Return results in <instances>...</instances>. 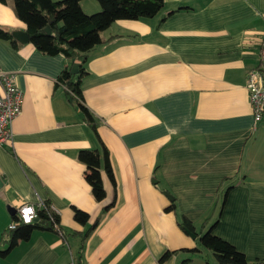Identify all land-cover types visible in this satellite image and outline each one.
I'll return each instance as SVG.
<instances>
[{"label":"crops","instance_id":"crops-1","mask_svg":"<svg viewBox=\"0 0 264 264\" xmlns=\"http://www.w3.org/2000/svg\"><path fill=\"white\" fill-rule=\"evenodd\" d=\"M164 1L153 18L116 21L90 53L81 90L116 179L103 171L100 203L78 160L100 143L58 83L68 60L0 39V69L15 74L23 93L13 141L0 146V241L24 203L49 201L67 233L34 230L0 264H69L82 245V264H181L183 252L160 263L167 251L197 246L178 212L208 228L232 184L214 233L250 262L264 259V119L254 122L246 88L259 65L264 0ZM85 4L86 13L100 11ZM0 27L26 30L13 0L0 2ZM164 190L177 213L165 211ZM74 208L90 215L88 225L74 220ZM203 256L217 264L207 251L189 264H206Z\"/></svg>","mask_w":264,"mask_h":264},{"label":"trees","instance_id":"trees-1","mask_svg":"<svg viewBox=\"0 0 264 264\" xmlns=\"http://www.w3.org/2000/svg\"><path fill=\"white\" fill-rule=\"evenodd\" d=\"M100 11L95 14L86 13L81 5L82 0H13V8L18 19L26 25V30L32 43L38 50L47 55L62 54L69 64L65 67L58 78V83L65 88L66 97L71 104H74L83 114L85 120L95 131L100 149H84L78 153V160L86 166L85 180L91 188V193L97 202H103L106 197V189L103 181V171L116 185L110 160V153L104 142L101 140L97 130L98 124L95 115L85 104L81 90L83 78L88 74L87 63L90 53L95 47L103 44L106 40L102 37V32L110 28L118 20H140L143 18H153L165 7L164 0H97ZM6 3L7 0H0ZM50 27L52 32L47 34L45 28ZM116 36L111 37L115 38ZM0 39L10 42L13 46H18L12 32L0 27ZM108 39V41L110 40ZM78 63V72L73 74L71 69ZM235 184L229 185L222 193V200L217 218L206 228L205 221L200 228L184 214L177 211L176 199H170L171 204L165 209L166 212H178V225L188 235L196 236L197 246L192 249H181L167 251L160 259L164 263L173 255L183 252L187 256L181 264H189L193 257L202 254L204 251L211 252L217 264H264V259H257L250 262L246 255L239 251L233 244L222 239L214 233V229L223 211L230 191ZM168 191L164 190V193ZM170 194V193H169ZM171 195V194H170ZM44 206H37V218L31 224L20 223L15 229H7L0 241V256L6 257L20 241L29 240L34 230H52L59 225L63 238H67L60 225L59 214L50 209L49 201H43ZM115 205V200L103 207L102 214L108 212ZM74 220L83 225H88L90 215L80 209H73ZM13 220H18L14 215ZM101 220V216L88 227L86 232L81 234L83 242L92 234ZM80 234V233H74ZM5 247V249H1ZM84 245L78 252L76 264H82L84 256ZM205 263L210 264L208 258Z\"/></svg>","mask_w":264,"mask_h":264},{"label":"built area","instance_id":"built-area-1","mask_svg":"<svg viewBox=\"0 0 264 264\" xmlns=\"http://www.w3.org/2000/svg\"><path fill=\"white\" fill-rule=\"evenodd\" d=\"M15 77V74L0 69V146L13 141L12 125L22 112L23 93L16 85ZM246 88L254 114V122L259 123L264 119V35L259 46V65L249 72ZM37 206L42 207L44 203L41 202L37 205L22 204L16 212L18 220H13L8 230L15 229L20 223H33L37 218ZM50 209L58 214L52 205ZM55 228L63 237L59 225H56ZM69 264H76V260L72 257Z\"/></svg>","mask_w":264,"mask_h":264},{"label":"water","instance_id":"water-1","mask_svg":"<svg viewBox=\"0 0 264 264\" xmlns=\"http://www.w3.org/2000/svg\"><path fill=\"white\" fill-rule=\"evenodd\" d=\"M45 32L47 34H51L52 30L50 27H46L45 28ZM12 36L13 38L18 41L19 43H27L30 41V37H29V34L27 32V30H16V31H13L12 32ZM72 73L73 74H76L78 72V63H75L71 69ZM156 182V181H155ZM3 186V182H2V179L0 177V188ZM169 199H172V195H170L169 193L165 192L164 193ZM17 211H15L16 213ZM193 239L196 238V236L194 234H189Z\"/></svg>","mask_w":264,"mask_h":264},{"label":"rangeland","instance_id":"rangeland-1","mask_svg":"<svg viewBox=\"0 0 264 264\" xmlns=\"http://www.w3.org/2000/svg\"><path fill=\"white\" fill-rule=\"evenodd\" d=\"M85 1H86V4L85 5L87 6V8H89V10H96V9H92L93 8L92 4L91 5H88L89 2L95 3V5L98 8L100 7L99 2L97 0H85ZM92 12L97 13V12H99V9L96 10V11H92ZM95 13H88V14H95Z\"/></svg>","mask_w":264,"mask_h":264}]
</instances>
